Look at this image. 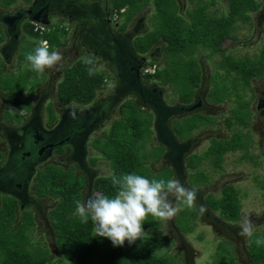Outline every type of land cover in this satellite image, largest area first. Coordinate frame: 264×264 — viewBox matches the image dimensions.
Instances as JSON below:
<instances>
[{
    "label": "trees",
    "instance_id": "1",
    "mask_svg": "<svg viewBox=\"0 0 264 264\" xmlns=\"http://www.w3.org/2000/svg\"><path fill=\"white\" fill-rule=\"evenodd\" d=\"M18 1L0 0V7L7 8ZM23 1L30 2V0ZM187 1L193 5L191 9L185 11L186 17H184L179 12L177 0H110L112 8L116 10L119 17H122L120 30L126 29L135 13L150 3L154 5L153 27L143 35H138L133 44L136 51L143 54L158 42L164 43L162 49L166 56L165 65L163 68L157 66L154 72L145 74L146 79L159 80L163 84H168L180 77L181 87L177 95L178 100L184 103L192 100L194 91L200 84L201 71L196 59L198 49L204 47L210 48L211 53L222 52L221 44L228 39L233 40L237 25L247 23L250 27L251 13L261 7L258 0H227L228 11L217 16L210 14L207 10L210 5L214 4V1ZM121 9L124 10L120 12ZM63 32L65 33L62 28L53 27L49 33L39 35L33 32L29 24L27 33L33 40L23 47L20 59L27 61L26 54L33 52L40 40H48L50 51L60 46ZM3 39L4 33L0 28V43ZM1 59L0 56V90L7 92V96H10V100L16 104L18 109L28 110L32 90L29 91L24 101L17 98L13 101L11 96L15 89L23 90L31 74L29 69L31 63L27 61L28 69L24 72L17 75V72H14L8 75L3 70ZM150 64L152 65L153 62ZM168 65L173 71L172 77L167 71ZM219 66L226 71L223 79L228 77L230 72L238 76L232 78V87L236 86L238 79L245 86L250 85L253 77L264 82V44L259 47V52L254 58H234L224 54ZM89 67L95 69L94 74L89 75ZM214 76L217 77L220 74L217 73ZM106 77V72L98 69L94 61L92 65H87L84 60H78L63 69L62 79L57 84L55 92L56 99L61 105L71 103L88 105L96 97L97 91L107 86ZM230 93L231 89L225 84L220 87L213 85L208 92V98L210 97L212 103H221ZM128 102H130L129 107L126 106V102L123 106L128 109L124 120L114 121L108 131H104L101 137H95L92 141L94 149L108 161L111 167L108 174L99 175L94 179L93 189L109 197L114 196L118 191L117 186L111 182L113 173L117 176L136 173L149 179H172L169 167L161 171H153L145 162L146 157L155 159L163 152V148L159 145L152 147L149 153L144 151L145 142L149 136L154 134L151 128L153 114L142 111L140 105L132 104V101ZM238 104L237 108L231 110L232 116L237 122L247 126L249 111H242L241 108L247 104L240 101ZM19 119L20 115H17V120ZM203 121L214 122L209 115L195 112L185 119L182 129L173 127L174 122L172 129L177 136L185 138ZM225 121L229 127L233 123L231 117L226 118ZM243 138L244 135L236 131L230 138H213L203 155L188 156L186 164L190 168H195L203 157H211L213 164L220 167L226 152L237 150L242 146L246 147ZM97 157L94 155L90 158L91 165L97 163ZM84 185V177L75 173L72 166L65 169L50 163L37 171L33 183L32 189L36 196H50L57 200L48 212V217L60 260L64 264H172L169 256L158 255L155 252L158 247L169 241L166 235L145 234L143 238L134 243L130 244L125 241L122 246H114L107 237L96 236L91 219L89 218L88 223H83L76 214L75 201L82 202L81 190ZM181 204L178 218L181 216L182 220H185L187 215L193 218L196 216L195 207L189 209L184 206L183 202ZM207 204L226 221H235L239 217V198L232 185H224L219 198L209 196ZM142 223L143 228L148 230L157 225L159 221L148 215ZM189 228L191 227L188 226ZM33 229L34 220L31 211H23L17 218L14 199L8 195L4 196L0 204V264H47L50 261L48 247L42 250V247L32 244L30 233ZM255 238L257 237L254 235L248 240L249 260L252 264H264V246H257L254 242ZM213 264H234V261L223 255L219 256Z\"/></svg>",
    "mask_w": 264,
    "mask_h": 264
},
{
    "label": "rangeland",
    "instance_id": "2",
    "mask_svg": "<svg viewBox=\"0 0 264 264\" xmlns=\"http://www.w3.org/2000/svg\"><path fill=\"white\" fill-rule=\"evenodd\" d=\"M211 0H201V2H207ZM214 4L210 5L207 10L210 14L221 15L228 11L227 0H212ZM261 3V7L254 13H251V25L247 23L238 24L234 33L233 40L228 39L221 44L222 52L216 51L211 53L210 48L200 47L196 52V59L199 62L201 71V80L199 86L196 88L201 91L204 102L211 108L210 110H200L199 113L209 115L214 122L203 121L196 128L191 131L189 135L190 139L194 142L190 147V151L187 152L186 157L197 154L203 155L205 150L211 144V140L214 138H230L233 132H240L244 135V142L246 147H240L234 151H228L224 154L221 166L216 167L213 164L211 157H203L201 162L195 167L187 169L185 168V182L194 188L195 190L202 191L200 202L196 200L195 208L200 205H206L208 209L206 216L205 213L201 214L198 209L196 216L193 218L190 215L182 220L180 214L181 200H174V207L178 208L179 211L170 221L159 220V223L151 229H144L146 234H160L168 237V242L163 246L158 247L155 252L158 255H165L171 258L172 264H213L219 256L225 255L234 261V264H252L248 256V240L239 235V224L246 215H250L255 225L254 235L259 238H264V107L258 109L257 103L259 98L264 99V82L258 78H252L250 85L245 86L238 79L235 87H232V78L236 75L234 72H230L229 76L223 79V75L226 73L224 68L219 65L222 62L223 55L228 54L234 58L252 57L254 58L258 52L259 47L264 44V14L263 17L258 21L257 17L264 7V0H258ZM180 7V14L186 17L185 11L192 8V3L187 0H177ZM180 3V4H179ZM122 11L124 9H121ZM154 5L150 3L146 5L142 10L135 13L133 20L128 25V29L131 30L132 24L137 18H142L145 24V30L148 31L153 27L154 19L152 15L154 13ZM121 12V11H120ZM59 21L55 23L52 21L50 24L54 28L60 27ZM140 32V35H143ZM137 35V36H138ZM66 37V36H65ZM61 36V41L64 45L62 47H56L53 50H59L63 55V69L75 63L78 60H83L84 57L90 58L95 62L98 69H103V66L98 60L97 56L83 49L78 43H75V48L72 49V42L68 38ZM30 40H32L30 38ZM28 40H20L19 48L10 63L4 64L2 62L3 70L11 75L12 72L19 74L28 69L27 61L20 59V54L25 47ZM60 44V45H62ZM160 45L164 46L161 41ZM29 46V45H28ZM162 46V48H163ZM160 57L156 60H150L146 64L153 62L158 65L159 68H163L165 65V54L160 52ZM224 53V54H223ZM2 60V59H1ZM152 67V65H151ZM168 65L167 71L169 76H173V71ZM31 74L26 80L23 90H14L13 101L17 98L20 101H24L30 90H32L31 99L37 97L35 94L36 85L42 79L48 78L49 74L53 77L51 86L52 94L51 98L54 100V104L57 105L56 100V88L63 76V70L61 68H46L48 76H44V72H37L30 68ZM220 76H214L216 74ZM214 76V77H213ZM56 77V78H55ZM238 77V76H236ZM12 78V77H11ZM145 78L147 76L145 75ZM156 82L164 91L163 99L166 104L175 105L178 103V92L181 85L180 77L174 79L171 83L163 84L159 80H149ZM223 84L227 85L231 89L229 96L224 99L221 103H212L208 98V92L213 85L219 87ZM113 83H110L103 89H100L96 93V97L93 101L107 96L113 91ZM40 89V88H39ZM37 89V92L39 91ZM27 93V94H26ZM35 94V96H34ZM7 96L6 91L0 90V115L6 111L9 113H24V110L18 109L16 104L10 100V96ZM128 101H132V104L140 105V108L144 112H150L144 104L134 102L132 98L125 97L122 100H118L114 103L111 109L110 117L108 118L105 126L102 130L99 128L95 130L91 137H101L102 133L108 131L111 123L114 121H123L124 115L129 107ZM245 102L243 110L249 111V124L247 126L237 122L235 117L232 116L231 110L238 107V102ZM126 102V106L124 103ZM75 105V103H71ZM79 104H76L77 106ZM46 112L51 113L52 107L50 104L46 107ZM8 113V115H10ZM190 113L184 112L180 117H172L171 125L174 122V126L177 129H182L185 119ZM7 114L5 115V118ZM231 117L232 125L229 127L226 124L225 119ZM177 119L176 121L174 119ZM153 129V121L151 123ZM154 130V129H153ZM156 134L149 136L144 145V151L149 153L152 147L158 145V140L155 137ZM178 138H180L178 136ZM91 155L98 156L95 169L98 170V175H106L111 171L110 164L107 160L101 157L99 153L94 150L90 153ZM145 162L153 171H161L163 168L168 167L169 163L167 160L161 158V155L155 159H151L149 156L145 158ZM66 164L64 163V167ZM224 185H232L237 192L240 213L239 217L235 221H224L218 215V212L211 209L207 200L209 196L219 198L221 196V189ZM99 193V192H93ZM92 193V194H93ZM100 194V193H99ZM57 200L53 199L55 204ZM1 204V202H0ZM50 206L43 209L47 212ZM48 217V212L45 214ZM214 217L220 218L219 220L224 222L225 226H222L218 222L214 221ZM49 218V217H48ZM42 226V223H40ZM188 226L191 227L188 229ZM188 230H187V229ZM32 244L34 246H40L44 250L45 247L49 248L50 261L47 264H64L60 260V255L56 248L55 237L52 233V227L49 225L47 228L39 227L34 228L30 233ZM264 246V245H263Z\"/></svg>",
    "mask_w": 264,
    "mask_h": 264
},
{
    "label": "flooded vegetation",
    "instance_id": "3",
    "mask_svg": "<svg viewBox=\"0 0 264 264\" xmlns=\"http://www.w3.org/2000/svg\"><path fill=\"white\" fill-rule=\"evenodd\" d=\"M37 11L48 21V24L52 21L61 22L59 28L65 31L62 36L69 37L73 45L72 49L75 48L74 44L78 43L84 50L97 56L107 74V85L113 83L114 86L113 91L107 96L88 105H61L58 101L55 105L50 97L54 79L51 74L48 76L45 69L44 76L48 78L37 83L36 88L40 89L38 92L36 89L35 94L38 96L30 99L28 110L23 114L1 113L0 202L6 195L12 197L15 201L17 218L23 211H31L34 228L43 229L51 225L45 214L54 207L55 198L38 197L32 189L37 171L49 163L65 169L72 166L75 173L84 177L85 185L81 190L82 202L93 192H99L93 189V181L99 175L98 170L95 169L96 164L90 163V158L94 156L90 153L93 150L98 153L92 146L94 137L92 138L91 134L99 128L102 130L110 117L114 103L125 97L132 98L135 103L144 104L153 114L155 137L158 145L163 148L161 158L168 161L172 178H178L186 187L191 188L185 182V168H188L186 154L190 151L194 140L189 136L178 138L172 129L171 118L180 117L186 112L181 109L182 106L198 100L200 106L192 113L211 108L204 102L198 89L194 91L190 102L184 103L178 100L175 105L166 104L163 99L164 90L156 82L145 78L141 72L142 67L148 61L160 57L161 51L163 54V45H160V41L146 53L140 54L136 51L134 39L140 32H147L144 31L146 27L142 18L136 19L131 30L128 26L120 30L123 20L112 8L110 0H30L28 3L19 0L10 7H0V18L5 14L17 16L9 31L0 22V28L4 33V39L0 43V56L4 64L11 62L20 47V40L31 41L30 38L33 40L27 30L30 24L29 17ZM114 14H117V17H114ZM263 14L264 7L257 17L258 21ZM63 45L64 41L60 47ZM157 66L155 64V68ZM62 70L63 68L60 69ZM158 99L162 101L159 103ZM48 104L52 107L51 113L46 112ZM261 107H264L263 98H259L257 103V108ZM17 115H20L19 120ZM36 133L39 138L35 137ZM79 145H81L80 156L77 160L73 146ZM43 146L45 149L39 153V149ZM90 181H92L91 187ZM201 195L202 191H198V202L201 200L199 199ZM48 206L51 208L44 212L43 209ZM196 208L199 211V207ZM207 211L205 215L209 216ZM220 218L213 219L225 226Z\"/></svg>",
    "mask_w": 264,
    "mask_h": 264
},
{
    "label": "clouds",
    "instance_id": "4",
    "mask_svg": "<svg viewBox=\"0 0 264 264\" xmlns=\"http://www.w3.org/2000/svg\"><path fill=\"white\" fill-rule=\"evenodd\" d=\"M45 25L53 29L51 24ZM26 59L37 72H44L46 68L63 67L62 53L59 50L50 51L46 40H40L34 51L26 54ZM83 60L87 65L93 63L88 57H84ZM147 65L151 66L145 64L143 67ZM152 66L155 70L154 63ZM94 71V68H88L89 75L94 74ZM111 182L118 188L114 196L93 193L83 202L76 200L75 204L76 214L81 221L88 223L90 218L95 235L109 238L114 246H122L125 241L131 244L143 238L146 232L142 222L148 215L162 221L173 219L179 211L174 207L173 199L181 200L189 209L195 206L197 200V190L186 187L178 178L149 179L136 173L121 176L113 173ZM199 211L204 214L207 211L206 206L200 205ZM239 228L241 237L246 240L253 238L255 225L250 215L244 217ZM254 242L257 246L264 245V238L257 237Z\"/></svg>",
    "mask_w": 264,
    "mask_h": 264
},
{
    "label": "water",
    "instance_id": "5",
    "mask_svg": "<svg viewBox=\"0 0 264 264\" xmlns=\"http://www.w3.org/2000/svg\"><path fill=\"white\" fill-rule=\"evenodd\" d=\"M16 15H10V14H5L3 15L1 18H0V22L2 24H4V26L7 27V30L9 31L10 29V26L11 24L14 22V20L16 19ZM30 20H33V21H37V22H40V23H43V24H48V21L44 18L41 17V14L37 11L36 13H34L32 16L29 17ZM162 94V92H161ZM162 100L158 99V102L160 103ZM200 106V101H195L191 104H188V105H184L181 107L182 110L188 112V113H192L194 111H196L197 107ZM169 111H172L171 109H169ZM159 119H156V121H158ZM24 128V127H23ZM35 137L39 138V136L37 135V133L35 134ZM52 145V144H49V146ZM80 148H81V145H79L78 147L77 146H73V150L74 152L77 153L75 159L79 160L78 157L80 156ZM45 149V147H41L39 149V153L43 152V150ZM79 149V150H78ZM42 159V158H41ZM43 159H45V157H43ZM90 183V187L92 185V181L89 182Z\"/></svg>",
    "mask_w": 264,
    "mask_h": 264
},
{
    "label": "built area",
    "instance_id": "6",
    "mask_svg": "<svg viewBox=\"0 0 264 264\" xmlns=\"http://www.w3.org/2000/svg\"><path fill=\"white\" fill-rule=\"evenodd\" d=\"M114 17H117V14H114ZM30 24L32 26L33 32H35L39 35L47 34L51 31V28L48 25H45V24H42L39 22H35V21H30ZM44 40H46L48 42L47 39H44ZM153 71H154V66L151 67L150 65L149 66L147 65V66L143 67V69H142L143 73H151Z\"/></svg>",
    "mask_w": 264,
    "mask_h": 264
},
{
    "label": "crops",
    "instance_id": "7",
    "mask_svg": "<svg viewBox=\"0 0 264 264\" xmlns=\"http://www.w3.org/2000/svg\"><path fill=\"white\" fill-rule=\"evenodd\" d=\"M69 36V34H67ZM135 40V39H134Z\"/></svg>",
    "mask_w": 264,
    "mask_h": 264
}]
</instances>
